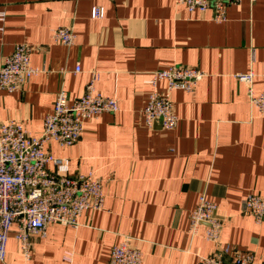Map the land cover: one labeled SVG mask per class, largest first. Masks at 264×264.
Instances as JSON below:
<instances>
[{
  "label": "crops",
  "instance_id": "crops-1",
  "mask_svg": "<svg viewBox=\"0 0 264 264\" xmlns=\"http://www.w3.org/2000/svg\"><path fill=\"white\" fill-rule=\"evenodd\" d=\"M94 6L104 8L103 17H93ZM0 11V62L26 42L41 70L21 90L0 89V126L17 119L40 135L57 91L66 89L72 102L93 70L98 89L120 103L118 111L86 120L75 145H47L70 158L71 174L105 180L103 208L84 211L77 226L50 224L46 236L33 238L30 260L14 224L0 264H109L126 235L143 251V264H198L215 249L205 225L196 236L189 232L204 192L223 220L221 246L253 251L254 264H264V221L244 207L250 193L264 194V112L238 76L253 71L254 91H264V0L229 4L224 21L213 18V8L190 11L177 0H0ZM62 25L76 31L70 46L52 37ZM172 64L207 74L194 90L173 91L176 127H150L142 111L149 79ZM167 85L159 82L162 90ZM68 250L72 263L63 258Z\"/></svg>",
  "mask_w": 264,
  "mask_h": 264
},
{
  "label": "built area",
  "instance_id": "built-area-1",
  "mask_svg": "<svg viewBox=\"0 0 264 264\" xmlns=\"http://www.w3.org/2000/svg\"><path fill=\"white\" fill-rule=\"evenodd\" d=\"M256 0H251L255 2ZM242 0H177L190 11L214 9L216 21L227 19L229 4ZM95 18L104 16L102 6H94ZM4 12L0 11V19ZM76 31L73 26L62 25L52 29L54 40L67 46L73 44ZM35 46L26 42L15 45L13 52L0 62V89L13 92L24 88L27 81L39 68L32 65L31 55ZM77 66L76 70H80ZM200 66L172 64L152 72L150 91L142 109L145 122L153 127L160 122L164 128L177 126V114L172 99L175 89L192 91L205 75ZM254 72L241 73L239 78L248 85L252 106L264 112V91H254ZM99 73L91 72L83 94L72 102L69 93L61 88L56 93L54 106L44 119L43 132L32 135L26 124L9 119L0 126V261L7 256V242L11 229L17 225L16 238L26 260L33 256L34 237H44L50 224L77 226L86 210H100L105 203V180L94 172L71 174L70 158L53 154L47 145L57 142L62 146L75 145L82 137L86 120L96 119L104 112H116L119 99L104 94L97 87ZM167 80V88H159L161 80ZM111 179V176L107 178ZM245 209L255 221H264V194L250 193L244 200ZM205 225L207 240L215 249L199 258L198 264H254L255 253L240 250L230 244L221 246L220 236L223 220L217 215V204L206 193L201 194L197 206L190 216L189 232L196 236ZM133 237L126 235L112 249L109 264H143V251L132 243ZM64 260L72 263L73 251H66Z\"/></svg>",
  "mask_w": 264,
  "mask_h": 264
},
{
  "label": "rangeland",
  "instance_id": "rangeland-1",
  "mask_svg": "<svg viewBox=\"0 0 264 264\" xmlns=\"http://www.w3.org/2000/svg\"><path fill=\"white\" fill-rule=\"evenodd\" d=\"M34 253V252H33Z\"/></svg>",
  "mask_w": 264,
  "mask_h": 264
}]
</instances>
